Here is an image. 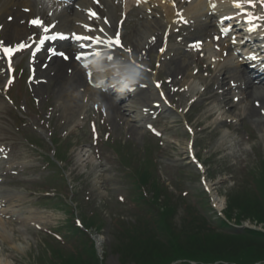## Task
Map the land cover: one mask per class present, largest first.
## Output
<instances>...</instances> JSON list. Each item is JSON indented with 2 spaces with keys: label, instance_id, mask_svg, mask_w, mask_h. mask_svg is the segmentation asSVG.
I'll list each match as a JSON object with an SVG mask.
<instances>
[{
  "label": "rangeland",
  "instance_id": "rangeland-1",
  "mask_svg": "<svg viewBox=\"0 0 264 264\" xmlns=\"http://www.w3.org/2000/svg\"><path fill=\"white\" fill-rule=\"evenodd\" d=\"M133 10L124 26V35L132 34L146 19L153 20V17H143L141 10ZM203 19L197 20L198 24H203ZM177 28L171 29L172 34ZM183 29H187V41L178 40L185 36L184 33L174 34L168 53L184 51L191 70L199 68V75L208 73L209 76L204 78L206 81H191L190 93L179 91L184 88L182 84L166 89L172 96L173 113L165 110L152 120L162 132L160 138L144 127L131 130L120 118L109 114L105 107L106 97L100 92L94 99H85L84 86L78 89L81 99L76 103L83 107L86 101L88 106L77 116L65 108L59 89L49 84L47 89L39 90L28 86L24 77L19 79L9 92L15 102L7 101L0 91V144L10 149L0 162V192L14 197L0 208L4 211L1 219L10 221L0 226V264H48V257L55 252L58 257H65L66 251L80 241L72 238L70 243L64 242L73 235L76 221L88 228L101 264H134L122 263L116 251L124 240L116 231H120L118 224L122 220L126 224L137 223L136 215L140 212L134 202V182L127 176L128 161L123 159L140 168L142 159L139 157L149 155L146 148L150 144L154 145L155 174L159 179L155 180L167 186H164L167 195L170 194L177 204V230L182 227L181 221L188 209L201 213L202 221L219 227L216 219L232 202L233 225L239 224L237 216L242 215L241 228L255 226V230L264 232V222L254 219L256 210L252 209L249 214L237 212L239 205L253 207V200H261L256 194H264V113L261 118H251L246 112L248 101L253 104L256 98L247 101V90L243 93L234 87L243 73L236 55L235 60H226L220 71L208 64L210 60L207 55L204 57L205 51L200 56L195 49L184 50L195 40L207 41L206 28L204 32L199 25ZM137 52L142 55L141 51ZM155 54L154 51L144 57L147 62H154ZM65 67L69 71L72 69L68 65ZM168 69V64L164 69L156 66L154 77L157 75L168 84ZM222 83L223 89L229 90L224 97L218 89ZM201 92L206 97L192 105L194 96ZM256 96H264V93ZM111 97L116 100V96ZM182 97L186 99L178 106ZM225 97H229L226 106L222 104ZM90 122L95 134H99L96 145ZM55 170L58 176L53 174ZM49 175H53L50 181ZM216 196L221 211L214 204ZM260 208L262 212H256L264 217V207ZM9 211L14 213L9 214ZM231 233L223 234L229 248L242 247L246 239L248 247L252 245V239L244 238L241 233H233L239 236ZM1 234L8 240L3 241ZM218 238L219 235H215L211 241ZM224 244L217 245L226 247ZM253 248L262 254L264 242Z\"/></svg>",
  "mask_w": 264,
  "mask_h": 264
},
{
  "label": "bare ground",
  "instance_id": "bare-ground-1",
  "mask_svg": "<svg viewBox=\"0 0 264 264\" xmlns=\"http://www.w3.org/2000/svg\"><path fill=\"white\" fill-rule=\"evenodd\" d=\"M100 1V5H96L94 4L93 0H74L72 3L67 5L54 2L53 0H0V26L2 27L0 40H5L6 45L21 40H26L28 43H30L32 40H35V37H31L32 34H35V36L38 37L43 36L42 28L37 27V29H34L28 24L29 20H35L39 17L45 20L46 25L54 21L57 22L58 26L56 30H60V32L68 33L65 31L66 28L64 26V23H67L73 26L74 29H77L75 30V34L78 35L99 36L104 41L107 39L115 40L118 38L120 43L122 42L123 45L126 44L127 48L134 50V52L136 50L144 52L148 49L150 54L155 51L156 48L162 49L166 47L160 37V34L163 35L165 32L164 29L167 28L168 25L172 24V21L175 20V10L171 6L173 0H140L139 4L143 7L142 9H144L143 14L147 17L153 15V20L146 19L144 23L139 28L135 29L130 35H122V33L118 31L119 27L118 22L116 21L117 10H120V7L126 3H118V0ZM209 1L210 2L206 3V0H195L194 3L186 6L185 15L189 17L195 15L197 18L202 16L206 17V28L216 30L219 28L218 26L222 14L216 9H209V6L211 4L218 5L220 0ZM227 1L228 0H222V3L225 2V4L222 5L223 7H228L227 5L229 2ZM127 8V5H125L124 9L126 10ZM157 9L164 13L165 18L162 17L160 19L161 15ZM90 12H93L95 15L91 16ZM151 12L153 14H150ZM156 14H158L159 19H154ZM10 17H13L12 23L7 22ZM108 22L110 23L108 24ZM101 27H103L102 31H100ZM89 28L94 29L95 31L90 32L88 31ZM71 37H73V34H71ZM81 43L79 45L76 44L75 47L71 41H67L65 43L63 42L60 48L62 51L69 54L78 53L75 55H80L81 52L83 53L81 50L86 49L87 47L90 48L91 52L92 50L96 51L98 49L96 46H92V44L86 47H81ZM106 44L107 43H104L102 47H104V49L108 52H113V50L116 52L120 50L115 45L106 46ZM210 44L205 45L208 53L211 51ZM6 45L0 46L6 47ZM236 47L237 46H235L233 42H228L222 46V50L218 54L212 51L211 58H215V60L218 61L216 68H219L220 71H223L221 70L222 64L226 60H230L231 55L238 51V48ZM149 54H146L147 57ZM146 55L143 54L141 58H139V56L137 58L140 60L143 66L148 67L151 64L147 63V58L144 57ZM37 57L36 65L34 67L35 75L38 78H45L46 82H40V84L36 86V89H47L48 84L49 86L52 85L58 88L65 108L74 113V116H77L78 114L82 115L84 108L87 106L85 103L83 104V107L80 103L77 104V101L81 99L79 96L80 93L78 91L79 87H85L84 96L86 97L94 92H97L92 86L94 83H99L101 80H104L107 77H116L117 75H119L123 82H118L116 84L117 88L115 89L118 91L121 90V93H115L117 95L122 94V96L125 97L121 99L119 107L117 101H115V99L110 97L108 94L106 95L105 107L107 108V111H109V114L120 118V120L124 122L125 126H130L131 130L144 125L146 126V124L149 123V116L144 113V110L145 108H148V105L153 107L154 103H158L165 110V107L168 106V103L171 99L170 93L168 95L164 93L162 88L157 89L154 84V77L151 76L150 73H145L143 68H141L142 70H137L138 74L141 75L140 81L138 80L139 83L133 87H125L127 82L126 78L130 75L129 60L125 61L114 58L113 60L108 61L104 57L103 59H97L92 63L93 66L90 65L89 69L93 70V77L91 80H88L82 76L83 68H81L74 60V56L69 63L63 59H59V57H54L49 64L47 60L50 58V55L47 56L43 52H39ZM92 58H94V56H92ZM92 58H90L89 61H91ZM85 59L86 57L82 56L81 60L85 61ZM221 59L225 61H222ZM41 62H47L48 69L44 70L41 68V65L39 64ZM166 62V65L168 64L169 66L168 74L170 78V87H176L179 84H182L184 88H181L180 90L183 92L188 91L190 93V91H192L190 90L192 86H190V84H192L191 81H204V75L193 74V71L190 68L191 64H189L184 58V51L182 52L177 50V52ZM67 65L69 68H72V71L67 70L65 67ZM239 78L241 80V84L238 85V88L241 89L243 93L245 92L244 90H247V101L249 98H256L255 100H252L253 104H249V101L248 105L246 104L247 114L251 118H261L262 114L264 113V96H256V94L259 95L264 93V76H262V74H256V72H249L244 67L243 73ZM135 87L137 89L135 94L131 92L129 93V89ZM228 94V90L223 92V97L224 95ZM228 98L229 97H225V100L223 99L224 101L222 104L224 106L229 103ZM185 99V97L180 98V100H178V106L182 105V102ZM13 198L14 197L8 192L0 193V205H2L5 201L9 202V200H13ZM213 199L216 208L221 209V204L217 196L213 197ZM11 213L14 212L9 211V214ZM1 216L2 214L0 213V226L4 227L5 225L9 224L10 221L1 219ZM1 237L3 241L8 240V237L4 234H1Z\"/></svg>",
  "mask_w": 264,
  "mask_h": 264
},
{
  "label": "trees",
  "instance_id": "trees-1",
  "mask_svg": "<svg viewBox=\"0 0 264 264\" xmlns=\"http://www.w3.org/2000/svg\"><path fill=\"white\" fill-rule=\"evenodd\" d=\"M151 165L152 163L149 166L142 165V168L139 171L135 170L132 175L136 179L134 191L140 192L134 200L140 212L136 215L137 223L131 225L122 220L118 224L120 231H116L124 237V240L118 245L116 251L122 263L264 264V249L260 254L253 248L264 242V232L253 229L238 230L219 218V227L215 228L207 221L201 220V213L190 209L186 212L185 218H182L184 221H181L182 227L177 230L178 223L175 221L177 204L173 203L171 196L167 195V190L155 180L154 171L150 170ZM256 177L258 178L257 175ZM142 187H148L151 196L145 197L141 191ZM256 197H261V200H253L251 204L253 207L247 204L239 205L238 214H249L252 209L262 212L260 207H264V203H261L264 201V194L258 193ZM231 207L232 202L229 203L228 210L225 212L227 219L233 218ZM256 211L253 212L256 215L254 219L264 222V217ZM241 216H237L238 222ZM226 232H232L231 234L235 236L241 233L244 238L252 239L253 243L248 247L249 242L246 239L242 247L229 248L227 241L223 239V234L225 235ZM236 232L238 234H233ZM215 235H219V238L212 242ZM69 238L67 243H70L72 238L76 242L79 239L80 241L66 251L65 257H58L55 255L56 252L51 254V257H48V264H100L94 241L86 232L78 227L74 228V233ZM219 242H225L226 247L217 245Z\"/></svg>",
  "mask_w": 264,
  "mask_h": 264
},
{
  "label": "snow or ice",
  "instance_id": "snow-or-ice-1",
  "mask_svg": "<svg viewBox=\"0 0 264 264\" xmlns=\"http://www.w3.org/2000/svg\"><path fill=\"white\" fill-rule=\"evenodd\" d=\"M93 15H95V14L93 13ZM31 23L38 25V26H43L42 21H40L39 19L31 21ZM44 31H45V33H48L50 31L49 27H44ZM88 31L93 32L95 30L89 28ZM67 38L68 37H65L63 34L53 33L51 35H46L43 38H41L39 41V44L42 47L44 45L45 41H48V40L55 41L58 39H67ZM72 38L77 40V41L84 42V43H81V47L89 46L91 43H96V44L105 43V41L99 36H87V35L73 34ZM119 44H120V41L117 38L115 40H108L106 46L119 45ZM20 47H23V45H21ZM37 50H39V48H37ZM5 51L10 54L12 52V49H5ZM50 51H52L53 54H57V53H55L54 49H50ZM59 54L63 55V53H59ZM80 58H82V57L77 56V59H80ZM85 67H87V65H85ZM132 77H134V73L130 74L128 78H132Z\"/></svg>",
  "mask_w": 264,
  "mask_h": 264
},
{
  "label": "clouds",
  "instance_id": "clouds-1",
  "mask_svg": "<svg viewBox=\"0 0 264 264\" xmlns=\"http://www.w3.org/2000/svg\"><path fill=\"white\" fill-rule=\"evenodd\" d=\"M128 77L126 78L127 79V83H126L125 87H133V86H135V84L139 83V81H138L137 77L135 76V74H134V77H132V78H128Z\"/></svg>",
  "mask_w": 264,
  "mask_h": 264
}]
</instances>
